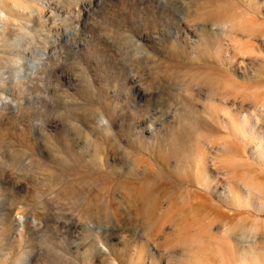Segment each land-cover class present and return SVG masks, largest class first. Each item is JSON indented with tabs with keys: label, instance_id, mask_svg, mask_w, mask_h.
<instances>
[{
	"label": "rangeland",
	"instance_id": "374dc122",
	"mask_svg": "<svg viewBox=\"0 0 264 264\" xmlns=\"http://www.w3.org/2000/svg\"><path fill=\"white\" fill-rule=\"evenodd\" d=\"M103 2L100 0L101 5ZM255 3L244 0L231 11L220 14L221 34L228 36L240 53H246H241L243 57L264 56L258 39L249 42L239 35L233 36L243 28L264 34V0H255ZM221 6L222 0H216L215 7ZM188 9L200 17L207 11L198 9L193 13ZM243 9L256 20L245 12L243 16ZM171 10L185 23L179 11ZM90 12L88 0H0V152L7 146L12 158L7 166L29 173L38 184L32 201L44 215H28L32 217L31 226L40 232L41 253L56 258L52 264H94L95 249L78 256L67 252L68 225L75 220L78 225L91 228L98 222L114 220L120 235L111 246H101L100 264H165V261L167 264V260L171 264L169 261H176V257L170 246L187 249L195 264H213L214 259L220 264H231L237 258L239 264H249L250 259L264 261V256L257 254L258 248L264 247V167L248 155L246 143L241 142L248 137L241 125L233 122L232 131L224 128L225 134L220 136L201 134L209 144L219 147L218 163L226 173L224 180L230 194L225 204H213L202 215L199 208L192 212L193 227L208 238L209 244H215V257L202 251L206 245L200 236H194L191 241L181 239L188 223L181 205L192 202V194L182 193L175 200L176 194L164 186V177H157L149 160L134 157L118 144L108 146L89 130L95 124L104 138L112 136L94 70L89 67L86 53L90 54V49L81 39V29L90 19ZM143 20L141 27L145 26L147 31L151 20L146 17ZM92 23H98V18H92ZM185 24L187 31L178 34V39L194 51L204 32L198 24ZM152 31H158L155 21ZM105 35L115 46L120 62L133 76H141L148 61L156 60L144 45L131 38L123 39L117 28H111ZM235 37L238 43L233 40ZM134 42L142 49L137 50ZM179 60L180 56L176 55L173 62ZM104 71L107 73V69ZM262 94L264 87L257 85L246 91L245 98L262 105ZM126 98L135 101L131 94ZM225 116H229L227 110ZM245 116L247 122L248 116ZM256 118L258 121L259 116ZM53 121L62 126L59 135L65 137L69 147L71 141L65 133H75L83 144L82 154L89 157L90 167L82 166L75 174L65 177L60 166L64 150L57 133L49 130ZM39 144L43 145L47 158L40 154ZM234 146H237L235 151ZM118 149L127 161V172L108 167L110 154ZM257 152H264V144L257 146ZM140 187H150L155 192L157 209L152 219L139 216L140 203L135 190ZM16 216L21 227L15 243L22 247L27 239L25 208L20 207ZM45 220L50 222L45 224ZM228 227H233L237 235L245 234L250 241L257 238L260 243L243 247L232 243L228 239V233L232 232ZM130 234L138 236L139 242L131 241ZM149 255L151 259L147 260Z\"/></svg>",
	"mask_w": 264,
	"mask_h": 264
},
{
	"label": "clouds",
	"instance_id": "9594fccd",
	"mask_svg": "<svg viewBox=\"0 0 264 264\" xmlns=\"http://www.w3.org/2000/svg\"><path fill=\"white\" fill-rule=\"evenodd\" d=\"M243 2L222 0V6L217 9L216 0H177L176 7L190 8L193 13L207 9L205 19L197 21L203 28L204 39L194 51L178 39V34L187 31L186 24L160 0H104L102 5L100 0H88L90 19L81 29V39L90 49V54L86 53L89 67L94 70L101 106L112 136L104 138L95 124L89 130L106 145L116 147L118 144L134 157L149 160L157 177H164V186L176 194L175 200L182 193L192 194V202L181 205L188 222L181 239L191 241L194 236H200L206 245L202 251L209 252L212 257H215V244H209L208 238L193 227L192 212L199 208L202 215L213 204H225L230 194L224 180L226 173L218 163L219 147L209 144L201 134L220 136L225 134L224 128L232 131L233 122L241 125L248 137L247 141H241L246 143L248 155L264 167V152H257V146L264 144V114L257 113V121L252 115L254 103L245 98L251 87H264V56L242 57L231 39L222 35L218 27L220 14ZM145 17L151 20L147 31L145 26L141 27ZM92 18H98V23L93 24ZM153 21L158 28L155 33L152 31ZM111 28L119 29L123 39L131 38L144 45L156 57L155 61H148L141 76H133L120 62L115 46L105 35ZM236 34L241 39L247 38L246 33ZM258 44L264 49V34L258 37ZM176 55L180 60L174 63ZM129 94L135 97V101L126 98ZM260 99L264 100V94ZM226 110L229 116H225ZM245 115L248 116L247 122ZM61 128L53 121L49 130L57 133L64 150L60 166L67 177L80 167L90 165L75 133H65L71 141L69 147L65 144V137L59 135ZM38 149L47 158L42 144ZM233 150H237V146ZM11 159L8 147L4 146L0 152V261L4 264H44L45 261L52 264L56 258L41 253L38 246L40 232L31 226L32 217L28 215H44L32 201L38 184L29 173L9 168L7 165ZM108 167L127 172L122 151L118 149L110 154ZM140 172L143 174V166ZM20 207L25 208L27 239L22 247H17L15 241L21 225L16 212ZM254 207L258 205L254 204ZM48 210H52L51 205ZM49 222L45 220V224ZM68 229L67 252L78 256L95 249L94 264H100L102 259L101 246H111L120 235L114 220L98 222L91 228L73 220ZM139 240L138 236L131 235V241ZM170 250L176 257L175 264H195L187 249L170 246ZM257 254L264 256V247L258 248ZM151 255L146 259L150 260ZM213 264H220V261L214 259ZM231 264H239L238 258ZM249 264H264V261L250 259Z\"/></svg>",
	"mask_w": 264,
	"mask_h": 264
},
{
	"label": "bare ground",
	"instance_id": "6f19581e",
	"mask_svg": "<svg viewBox=\"0 0 264 264\" xmlns=\"http://www.w3.org/2000/svg\"><path fill=\"white\" fill-rule=\"evenodd\" d=\"M251 1V0H250ZM254 3H255V0H253ZM161 3L165 4L167 7H170L171 9H174L176 11H179L185 18V23L187 24H190V25H193V24H197V21L198 20H204L205 19V16L204 17H200V16H196V15H192L189 11L188 8H185V9H181V8H178L176 7V3H177V0H160ZM256 5V3H255ZM244 12L245 14L248 15V12L246 10H242V14L243 16L244 15ZM248 17L250 19H255V16H249ZM256 20V19H255ZM241 22V21H240ZM201 31L203 32V28L201 27ZM237 32L239 33H246L247 34V38H245L247 41L251 42V41H256L258 39V37L260 36L258 33H255L254 31H251V30H246V29H240L238 31H236L234 33L233 36H237ZM204 36V34H203ZM204 37L201 39L203 40ZM235 38H233V40H235ZM22 41V40H21ZM235 42L238 43L237 40H235ZM253 43V42H252ZM134 47L137 49V50H141L142 48L137 45L135 42L133 43ZM241 53H245V52H242ZM246 54V53H245ZM247 57V55H245ZM244 56V57H245ZM243 57V56H242ZM30 77V76H29ZM24 79V78H23ZM261 104V103H260ZM259 104V105H260ZM255 107H254V113H252L253 116H257L256 114L257 113H260V114H264V103H262V105H256V103L254 104ZM244 119H246V116H244ZM257 119V118H256ZM239 132V131H238ZM243 133L244 132V129L242 130ZM258 146H261L258 145ZM230 185V184H229ZM155 192L153 191V188H150V187H140V188H137L135 190V197L136 199H138L139 203H140V210H139V216L144 219V220H148V219H152L154 218L153 214L155 213L156 209H157V198L155 197ZM216 207V206H215ZM220 208V207H219ZM157 215V214H156ZM228 230L232 231L230 233H228V239L232 242V243H237L238 245H247V246H251V245H258V243H260V241L257 239V238H254V239H249V237H247V235L245 234H241V235H237L236 233H234L235 229L233 227H228ZM264 238H262L263 240ZM237 245V246H238ZM234 247V246H233ZM175 259V258H174ZM171 264H175V261H169ZM173 262V263H172ZM167 264L168 263V260H167Z\"/></svg>",
	"mask_w": 264,
	"mask_h": 264
}]
</instances>
